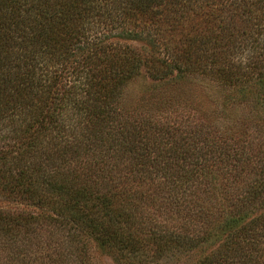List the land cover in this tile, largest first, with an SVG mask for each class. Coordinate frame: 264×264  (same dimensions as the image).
I'll return each mask as SVG.
<instances>
[{"label":"trees","instance_id":"16d2710c","mask_svg":"<svg viewBox=\"0 0 264 264\" xmlns=\"http://www.w3.org/2000/svg\"><path fill=\"white\" fill-rule=\"evenodd\" d=\"M188 81L216 124L152 116ZM98 253L264 264V0H0V264Z\"/></svg>","mask_w":264,"mask_h":264},{"label":"rangeland","instance_id":"374dc122","mask_svg":"<svg viewBox=\"0 0 264 264\" xmlns=\"http://www.w3.org/2000/svg\"><path fill=\"white\" fill-rule=\"evenodd\" d=\"M152 88L150 81L145 78L137 79L128 85L125 91V100L127 106L131 108L130 111H135L137 108L140 113L143 112L144 116L150 115L147 113L149 110L151 111V104L158 103L163 96L156 93L152 95ZM167 94H176L178 97L170 103L169 107L152 113L156 120L164 121L169 117L170 120H183L184 123L206 120V122L216 124L220 119L221 113L217 111L215 105V102L218 101V90L211 83L188 81L181 85L179 91L172 87L167 90ZM150 95H152V99L148 101ZM177 125L179 124L177 123ZM97 255L96 264H119L104 254L98 253Z\"/></svg>","mask_w":264,"mask_h":264},{"label":"clouds","instance_id":"9594fccd","mask_svg":"<svg viewBox=\"0 0 264 264\" xmlns=\"http://www.w3.org/2000/svg\"><path fill=\"white\" fill-rule=\"evenodd\" d=\"M251 55H253L251 49H243L240 53L230 57V60L231 63L243 67L248 63V59Z\"/></svg>","mask_w":264,"mask_h":264}]
</instances>
